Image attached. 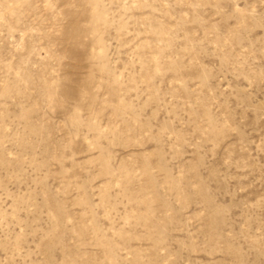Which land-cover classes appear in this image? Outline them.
Returning a JSON list of instances; mask_svg holds the SVG:
<instances>
[{
  "label": "rangeland",
  "instance_id": "rangeland-1",
  "mask_svg": "<svg viewBox=\"0 0 264 264\" xmlns=\"http://www.w3.org/2000/svg\"><path fill=\"white\" fill-rule=\"evenodd\" d=\"M0 264H264V0H0Z\"/></svg>",
  "mask_w": 264,
  "mask_h": 264
}]
</instances>
